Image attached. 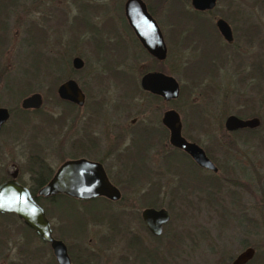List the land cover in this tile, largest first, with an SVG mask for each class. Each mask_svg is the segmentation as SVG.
Listing matches in <instances>:
<instances>
[{
    "label": "rangeland",
    "instance_id": "1",
    "mask_svg": "<svg viewBox=\"0 0 264 264\" xmlns=\"http://www.w3.org/2000/svg\"><path fill=\"white\" fill-rule=\"evenodd\" d=\"M144 1L166 45L165 73L179 85V96L171 102L137 91L143 70L153 65L162 69L163 64L151 62L125 26L124 0H0V107L10 112L0 131V182L7 178L4 168L11 162L20 168L19 179L24 185L35 192L40 186L25 168L31 155L42 151H36L37 147L65 136L64 129L53 136L44 125H48L46 119L55 109L51 82L58 78L59 83L71 72L78 82L85 80L91 86V99L99 94L108 103L107 108L119 101L115 93L130 94L117 113L124 135L134 128V138H142L141 130L135 128L149 125L145 130L151 137L161 127V112L166 108L177 111L181 134L203 149L217 171L197 169L176 153V159L170 160V173L162 171V175L147 178L139 174L145 168L138 163L127 176L116 177L122 189L117 203H89L86 215L78 212L76 202L54 203L48 220L55 238L63 235V240L59 239L78 255L88 250L96 253L91 264H230L247 246H257L264 252V146L256 139L239 140L242 136L229 135L223 128L230 114L242 119L258 117L262 123L259 135L264 138V78L252 75L257 65L264 77V0H217L210 12H198L200 20L194 19V23L181 10L173 15L169 12L180 5L193 11L190 0ZM50 7L58 9H54L51 19ZM40 9L48 13L49 30L26 29L24 13L35 18L33 13L36 10L38 15ZM217 17L230 26L231 44L226 45L217 35L213 25ZM102 18L103 25L96 27ZM248 26L255 27L256 35L248 33ZM73 56L83 60L81 69L70 67ZM120 64L132 71H120ZM33 91L42 96L40 114L18 112L19 101ZM200 114L206 122L198 120ZM78 126L83 128V123L77 124V131ZM94 128L96 133L101 129ZM84 138L74 140L68 151L84 152ZM213 138H218L221 146L212 145ZM144 144L140 140V148ZM219 147L230 151L224 155ZM151 158L156 165V151ZM56 165L54 161L51 166L54 169ZM213 176L223 179L225 186L205 194L198 186L208 183L202 177ZM145 201L167 207L170 213L169 222L157 237L147 234L137 220ZM39 203L52 206L44 199ZM108 205L126 212L122 215L124 230L109 245L100 246L98 238L106 226L97 214L102 215ZM92 212L96 219L88 220ZM9 217L0 216V264H44L52 255L48 245L35 234L26 243L24 224L14 214ZM78 231L82 232L72 236ZM131 236L137 240L134 247L142 251L129 248L127 238ZM156 252L161 263L151 261Z\"/></svg>",
    "mask_w": 264,
    "mask_h": 264
},
{
    "label": "water",
    "instance_id": "2",
    "mask_svg": "<svg viewBox=\"0 0 264 264\" xmlns=\"http://www.w3.org/2000/svg\"><path fill=\"white\" fill-rule=\"evenodd\" d=\"M190 5L194 10H206L214 7L215 0H190ZM123 14L144 49L150 55L162 58L165 49L160 31L154 19L147 13L142 1L126 0L123 4ZM215 27L225 41L232 40L230 27L226 21L222 18L216 19ZM72 63L75 68H78L81 60L75 57ZM140 86L165 100L175 99L179 93L177 81L172 76L160 72H148L141 76ZM58 93L60 97L75 100L78 103L81 100V93L72 80L60 85ZM40 104L41 97L38 94L27 95L19 102L20 108L25 109L37 108ZM7 117V109L0 107V126ZM161 121L168 130V142L173 147L188 154L199 167L216 171V167L206 157L203 149L181 135L179 116L174 109L164 111ZM259 123L257 117L242 119L230 114L225 117L223 128L233 131L239 128H254ZM15 170L14 164L8 165L6 168L8 178L0 182V214L13 213L41 241L48 244L56 264H70L66 245L62 240L54 238L51 224L43 208L33 199L28 188L16 181ZM55 194H64L80 200L102 196L115 201L120 197L119 191L108 181L100 167L97 168L84 159L64 161L50 179L37 190V195L41 197ZM140 216L146 228L154 235L161 232V224L168 220V214L163 208H144ZM253 255L254 248L247 246L231 259L230 264H245Z\"/></svg>",
    "mask_w": 264,
    "mask_h": 264
},
{
    "label": "flooded vegetation",
    "instance_id": "3",
    "mask_svg": "<svg viewBox=\"0 0 264 264\" xmlns=\"http://www.w3.org/2000/svg\"><path fill=\"white\" fill-rule=\"evenodd\" d=\"M125 1L126 0H124V2ZM141 1L144 4L147 13L152 17L151 12L149 11V7L147 5V2H145L144 0H141ZM124 2H123V4H124ZM216 2H217V0H215V5H216ZM94 4H96V3H94ZM123 4H122V14H123ZM46 5H48V3ZM215 5H214V7H215ZM214 7H212L211 9H206V10H197V12L207 13V12H210L212 9H214ZM54 9L58 10L55 7L49 8L50 19L52 17V12H54ZM35 14L37 15L36 10H35V13H33V15H32L36 19L33 17L28 18V16H30L31 13H24V15H25L24 21L26 22V23H24L26 25L25 28L27 29V27H31L32 31L34 29H36L38 32H41V31L44 32V29L48 31L49 30V27H47V24L49 23L48 13L43 14L41 9H40V11L38 12V15L36 16ZM123 17H124V14H123ZM216 19H218V17L214 19L213 25H214V28L217 32V35L222 39V41L224 43H226V45L231 44L232 40H233L231 28H230V32H231L232 40L230 42H227L221 37V35L219 34L218 30L215 27V20ZM102 21H104L103 18L100 20V22L98 24H95L96 27L102 26L103 25ZM125 22H126L125 26L127 27V29H129V32L132 33V35L134 36V38L136 40L135 42H137L139 44L142 53H144L146 56H148L150 58L151 62H153L155 65L158 63L163 64L162 69L159 68L158 66L153 65L149 69L143 70V72L140 75V78H141V76H143L144 74H146L148 72H160V73L169 75L168 73H165V70H166L165 59H166L167 49H166V45L164 43V39H163L161 30H160L159 26L157 25V23H156V25L160 31L162 41L164 44V49H165V53H164L162 58H156V57L150 55L144 49V47L141 45L137 36L133 32L132 28L128 25L126 19H125ZM42 25H43V27H42ZM115 29L117 30V27ZM117 33L118 32L116 31L114 36ZM56 44H57V42H56ZM75 57L79 58L78 56H73L70 59V67L73 70H79L83 66V60L81 58H79L81 60V65L78 68H75L73 66V63H72V61ZM125 65L126 64H120L119 67L120 66H122V67H120L119 70L123 71V72H124V70L131 72L132 70H130L129 67L125 66ZM67 74H68L67 75L68 77L59 83H57L58 78H55V79L53 78L54 80L51 82V84L54 87L52 86L51 93L54 94L53 100H54V104H55V106H54L55 109H53V114L50 115V118L46 119L49 122L48 125H44L46 128L45 127L40 128V129L45 128L47 131L49 130V132L53 136H55L57 133H59L60 131H62L64 129L63 133H65V136H64V138H58L56 142H53V143L51 142L49 145L45 144L46 146H44L43 148L40 146L37 147L35 149L36 151H40V150H42V151L40 153L32 154L31 157L28 159V164H27V167L25 168V171H27L30 174V176L44 177V175H49L48 179L42 185H44L50 179V177L53 175V173L57 170V168L60 166V164H62L64 161L84 159L86 161L93 163L95 167H97V168L100 167V169L104 173L105 177L108 179V181L114 187L117 188V190L119 191V194H120L119 199L115 200V201L109 200V199L102 197V196H100V197L104 198L105 200H107L111 203H117L121 199L122 189H121L120 183L117 181L116 177L127 176L129 169L132 166L137 165L138 163H142L143 167L145 168L139 174H141V175L144 174L143 176L147 177V178L149 176L162 175V171H163V174L170 173V171H171L170 160L172 158L170 157L169 154H170V151L172 149H177L181 152V154L179 153V156L188 160L194 167H196L198 169L199 166L189 157L188 154H186L184 151H182L179 148L173 147L168 142V130L162 124L161 118H162L163 112L168 110V109H171V108H166L161 112L160 119H159L161 127L158 128L157 131H155L151 137H150V134H146L147 132L145 130L146 128H150L149 125L148 126L144 125V126H140V127L135 128V129H137V131L141 130L140 132L142 134V138H134V135H133L134 128L132 129V131H128L124 135L123 126H121L119 124V121L117 118V113H119V110L122 108L121 107L122 103H123L122 100L123 99L128 100L130 97V94L128 92L115 93V94H117L116 96H117L118 100L119 101L121 100V101L119 102V101L115 100V102L112 103L109 108H107L108 103L104 100V98L100 97L99 94L97 97L91 99V89L92 88L90 85L88 86V84L85 83V80L82 82H78L72 76L73 73L68 72ZM106 74H108V73L106 72ZM140 78L138 80V86L136 85V82H134L136 85L137 91H139L140 94H145L146 96H149L151 98H158L159 100H161L163 102H171V100H174V99L165 100L159 95L153 94L147 90L142 89L140 86ZM29 79H32V78H29ZM68 80H72L75 83L77 89L81 93V100L79 103L75 100H70V99L62 98L59 96L58 89H59L60 85H62L63 83H65ZM111 84L114 85V82H112ZM30 94L40 95L41 104L37 108H26L25 109V108H20V106H19V108L22 111H24L25 113L28 112L29 114H32V115L40 114V112H41L40 108L42 107V104H43L42 96L39 92H36V91H33V92L29 93L28 95H30ZM178 96H179V93H178ZM178 96L175 99H177ZM9 116H10V112L8 111V117L5 120V122L8 120ZM178 116H179V114H178ZM179 120H180V117H179ZM5 122L0 126V131L2 130V127L5 124ZM78 123L79 124L83 123V128L81 127L82 128L81 129L80 126H78V131H77V124ZM133 123H134V119H131L130 124L133 125ZM180 125H181V122H180ZM95 126H99V128H101V129L97 130L98 133L95 132V128H94ZM91 127H93L92 130H90ZM164 129H165V131H164ZM165 132H167V135H165ZM82 136L85 137L84 138V140H85L84 152L73 154L70 151H68L70 149V147H72L74 140H77L78 138H81ZM124 137H126V138H124ZM184 138L189 142L195 143L194 141H192L186 137H184ZM140 140L145 141V144L143 146H141V148L139 145ZM167 148H169V149H167ZM45 150L47 152L44 153ZM154 151H156V153L158 154V158H159V161L156 165L153 164V161H152L153 157L150 159V156L153 155ZM206 157L210 160V158L207 155H206ZM174 159H176V158H174ZM54 161L57 162V165L53 169V167L51 165ZM150 162H151V165H150ZM11 164H14V167L16 168V170H15L16 171V181L19 184L27 187L29 191L33 190L31 187L24 185L20 181V179H19L20 168H18V166L15 163L10 162L5 166L4 171H5L7 178H8V175H7L6 168L8 165H11ZM199 168L211 171L213 173L217 171V167H216V171H212L210 169H206L203 167H199ZM93 170L97 172L96 169H93ZM7 178H5V179H7ZM41 186L37 187L36 192ZM182 188H183V185H182ZM146 197H148V196H146ZM95 198H97V197H95ZM155 204L157 205V203H155ZM138 206H139V203H138ZM133 208H134V206H133ZM140 208L141 209L139 210V214H138V218H137L138 222L144 227V230L146 231L147 234L152 235L154 237L159 236L163 230V227L170 220V213H169L167 207H157L155 205L152 206L147 201L146 203H144L143 206L141 205ZM144 208H153V209L163 208L166 210V212L168 214V220L165 223L161 224V226H160L161 232L158 235L152 234L146 228L145 224L143 223L141 216H140V212ZM57 239H59V238H57ZM66 250H67V248H66ZM67 254H68V252H67ZM52 258L54 260L53 255H52ZM69 260H70V258H69ZM54 263H55V261H54ZM70 264H71V260H70Z\"/></svg>",
    "mask_w": 264,
    "mask_h": 264
},
{
    "label": "trees",
    "instance_id": "4",
    "mask_svg": "<svg viewBox=\"0 0 264 264\" xmlns=\"http://www.w3.org/2000/svg\"><path fill=\"white\" fill-rule=\"evenodd\" d=\"M181 7L180 8H174L176 10H174L172 8V10L170 11L169 9V12L173 15L174 11L176 12L177 10H181L183 12H185L186 14H188V19L187 20H191L193 21L192 23L195 22L194 19H198L200 20V15L199 13L197 12V10H194L193 8V11H186L184 5H180ZM205 22H207L211 28H212V24L207 21L205 19ZM248 33L250 35H256L257 31L255 30V27L254 26H248ZM254 77H257L258 79H262L264 78L263 77V73L262 71L259 69V67H257V65H255V68H254V72L253 74ZM20 113H25L24 111H22L21 109L18 111ZM197 113H200V109H198V111H196ZM198 120L202 121V122H206V118L202 117L201 114L200 116H198ZM240 118V117H239ZM258 118V117H257ZM262 127V123L257 126V127H254V128H239V129H236V130H233V131H227L224 129V131L229 134V135H235V136H242L241 138H238L239 140H244V141H247V140H253V139H256L259 141V143L261 145L264 146V138L259 135V129ZM204 131V133L207 134V131L204 130V129H201ZM213 143H216L218 144L219 146L220 143L218 141V138L215 139L213 138V141H212V145ZM237 143V141H236ZM218 151L224 155L227 154V152L230 151V148H223V147H219L218 148ZM176 153H180L181 152L177 149H172L170 151V157L171 158H176L177 156L175 155ZM199 168V167H198ZM203 180L205 181H208V183L206 182V184L201 187V186H198L200 187V189L202 188L203 189V192L205 194H209V190H214V191H220L222 189V187H224L225 185L223 184L224 180L221 179L220 181L217 179V176H213L212 178H209V177H202ZM1 179V178H0ZM48 179V175H44V177H39V176H35L34 177V180H36L37 182V185H42L46 180ZM129 179H133V178H129ZM126 182L128 183H131L130 181H128V179H124ZM210 182V183H209ZM228 193H232V191L228 190ZM30 194L31 196L33 197V199L40 205L39 201L40 200H45L46 202H49L50 204H52V206H49V207H46L44 206L43 204H41L40 206L43 208V211H44V214L46 216V218L48 219L52 214V212L54 211L53 209V205L54 203L56 202H59V201H62V200H66V201H70V202H76L79 204V208L77 209L78 212L81 214V215H86L87 213V210L85 209V206L89 203H95L97 201H101V202H106V203H111L107 200H105L104 198H101V197H97V198H92V199H85V200H80V199H76V198H73V197H70V196H67V195H64V194H55V195H51V196H48V197H41L39 195H37V192H35L34 190H31L30 191ZM147 201H145L146 203ZM149 202V201H148ZM150 205L154 206L155 203H151L149 202ZM94 209H97V207H95ZM104 211L102 212V215L100 214H97L98 215V220L104 222L105 226H106V230L103 232V234L98 238V243L99 245H109L111 242L114 241L115 239V236H117L119 238L120 235H122L123 233H121L124 228L121 226L124 219L122 218L123 214H125L126 212L124 211H119V210H113L111 207L108 206H105L104 207ZM126 215V214H125ZM1 217H4V218H10L9 216H13V213H3V214H0ZM85 217V216H84ZM58 218H63V217H60L58 215ZM88 218V217H87ZM96 219V215L92 212L91 216L88 218V220H91V219ZM86 219V218H85ZM86 221V220H85ZM85 221L83 220L82 223ZM83 223V225H84ZM62 224V223H61ZM62 228L64 227L63 224L61 225ZM52 230H53V226L51 227ZM82 231H78L75 235H72V236H77L78 234H80ZM22 234L24 235L25 237V242L26 243H29L30 240H31V236H34V233L32 230H30L28 227H26L24 225V228H22ZM157 237V236H155ZM57 238H61L63 240L64 236L61 235V236H58ZM60 239V240H61ZM135 241L136 238H134L133 236L131 237H128L127 238V242H128V246L129 248H132L135 250V252H139L141 249L140 248H135L134 247V244H135ZM139 242V241H138ZM47 244V243H46ZM45 244V245H46ZM67 248V252H68V255H69V258L71 260V264H91V259L93 260L95 257H97L98 255L94 252H90L89 250L85 252V254H76L77 252H74L73 249H72V246H66ZM255 249L256 251L254 252V255L253 257L248 261L246 262L245 264H264V252H260L259 248L257 246H255ZM254 249V250H255ZM142 251V250H141ZM150 253H147V255H149ZM150 257V256H149ZM159 259L162 261V258L158 256L157 252L154 253L152 256H151V261H153L154 263L155 262H159ZM44 264H55L54 263V260L52 258V255L51 257H49V259H47Z\"/></svg>",
    "mask_w": 264,
    "mask_h": 264
}]
</instances>
